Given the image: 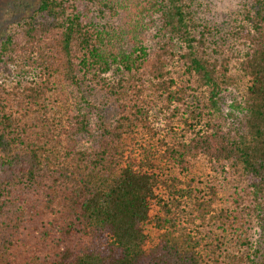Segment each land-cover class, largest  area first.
<instances>
[{
	"label": "trees",
	"instance_id": "obj_1",
	"mask_svg": "<svg viewBox=\"0 0 264 264\" xmlns=\"http://www.w3.org/2000/svg\"><path fill=\"white\" fill-rule=\"evenodd\" d=\"M199 1L40 0L8 24L0 264H264V0L231 28Z\"/></svg>",
	"mask_w": 264,
	"mask_h": 264
},
{
	"label": "rangeland",
	"instance_id": "obj_2",
	"mask_svg": "<svg viewBox=\"0 0 264 264\" xmlns=\"http://www.w3.org/2000/svg\"><path fill=\"white\" fill-rule=\"evenodd\" d=\"M39 2L40 0H0V40L4 38L10 22L29 16L38 7ZM199 2L197 12L200 18L223 28H231L232 25L242 21L244 9L248 6V0H200ZM232 98V95H229L224 108L225 112L230 109ZM202 181L200 187L205 183V180ZM203 191L208 198V188L204 187ZM263 235L264 227L256 226L253 240L257 241Z\"/></svg>",
	"mask_w": 264,
	"mask_h": 264
}]
</instances>
